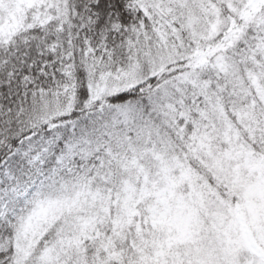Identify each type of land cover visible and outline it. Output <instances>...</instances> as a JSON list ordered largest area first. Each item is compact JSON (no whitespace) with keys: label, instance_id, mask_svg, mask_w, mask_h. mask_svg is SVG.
<instances>
[{"label":"snow or ice","instance_id":"1","mask_svg":"<svg viewBox=\"0 0 264 264\" xmlns=\"http://www.w3.org/2000/svg\"><path fill=\"white\" fill-rule=\"evenodd\" d=\"M0 264H264V0H0Z\"/></svg>","mask_w":264,"mask_h":264}]
</instances>
